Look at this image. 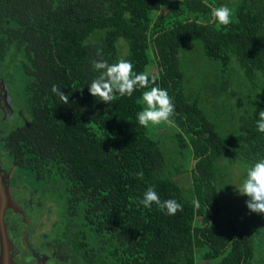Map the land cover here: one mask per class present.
Returning <instances> with one entry per match:
<instances>
[{
	"label": "trees",
	"instance_id": "obj_1",
	"mask_svg": "<svg viewBox=\"0 0 264 264\" xmlns=\"http://www.w3.org/2000/svg\"><path fill=\"white\" fill-rule=\"evenodd\" d=\"M220 5L231 10L227 26L209 20ZM190 41L215 64L216 77L204 67L211 75L198 77L200 88L207 81L216 88L224 75L223 87L231 88L223 91L224 107L245 104L239 131L221 134L201 91L194 94L188 84L189 62L181 67L179 52ZM122 58L135 73L155 76V84L97 102L88 91L99 74L91 62ZM10 69L18 73L13 83ZM53 85L69 95L68 104ZM0 86V149L12 191L19 194L26 182L27 197L37 201L14 194L20 211L13 214L41 218L56 230L59 246L47 251L50 257L58 251L68 255L63 264H195L196 253L204 264H251L252 224L224 214L216 162L249 168L264 158V133L256 127L264 110V0H0ZM154 86L167 89L175 105L170 139L191 147V187L163 170L159 141L138 124L142 93ZM251 89L254 95H245ZM148 187L182 210L166 215L156 204L145 208L139 200ZM49 197L57 202L54 219L43 213ZM9 211L5 224L15 216ZM196 216L205 221L195 224ZM15 225L7 229L19 237Z\"/></svg>",
	"mask_w": 264,
	"mask_h": 264
},
{
	"label": "rangeland",
	"instance_id": "obj_2",
	"mask_svg": "<svg viewBox=\"0 0 264 264\" xmlns=\"http://www.w3.org/2000/svg\"><path fill=\"white\" fill-rule=\"evenodd\" d=\"M187 48V49H186ZM184 54V57L180 59L181 67H182V60L189 62V66L186 70V74L188 76L187 82L188 84H193V88H196V91L193 93H200L202 95V102L203 108L208 113L209 121L213 120L212 122L216 123L220 128V133L227 135L231 132H236L240 130V125L242 124L241 116L242 114L246 115V107L245 104L241 106V109H229V107H224L223 104H228L225 102L226 93L223 91H228L229 94L231 92V88L227 87L226 89L223 87L226 85L225 83V76H221V80L218 79L216 88H210V82H206L205 87L201 89L199 86V76L206 77V80L209 79L210 75L204 70V67L208 66V70L213 73V76L216 77V72H214L210 67L215 66L214 62H209L205 57H203L200 44L197 41H190L185 44L182 50L179 52L180 55ZM230 67V72L234 73V70ZM14 74V71L10 69ZM17 71L13 76L12 83L15 81L17 77ZM236 78L235 83L239 82L238 76H234ZM220 80V81H219ZM9 86V84H8ZM208 88V89H207ZM228 89V90H227ZM192 93V94H193ZM236 93L243 94L244 89L241 91H236ZM245 95H254L252 89L250 91L245 90ZM200 98V97H199ZM237 99V97H236ZM244 99V95H243ZM142 101V99H141ZM213 101V105L210 102ZM229 102H235L234 99L229 100ZM20 109V108H19ZM18 109V110H19ZM26 118V114L22 112ZM22 116V114H21ZM23 118V116H22ZM21 118V119H22ZM21 119L13 120L14 123H18ZM175 129L173 126H169L165 123H161L158 126H149L147 127V133L150 136H153L155 139L159 141V146L161 149L162 157H163V170H170L173 172L171 178L175 181L180 187L187 188L191 187L192 184V176H191V164L194 163V158L191 156L190 150L189 153L187 152V148L190 146H183L178 148L175 143L170 139L171 133H175ZM179 141L180 138L187 141L185 136L180 137L179 135L176 136ZM178 149V150H177ZM176 151H178L177 154ZM3 165H6V158L3 155L2 159ZM245 164V163H244ZM216 166L220 168V189L222 194V199L224 200L223 205L227 206V210H225V215L230 213L231 217L234 220L238 221H246L249 219V222L252 224V234H253V255L251 264H264V215L252 213L250 212L247 207L245 201L248 199L246 196H240L236 193L234 188L238 187L246 176V171L248 167L245 165L243 166L237 160L234 161H227L221 160L216 162ZM221 166V167H220ZM25 190H21L18 196L24 195ZM33 195V194H32ZM31 203L34 204L35 197L34 195L30 199ZM54 209V207H53ZM57 213L51 211L50 219H54ZM205 221V218L196 216L194 219L195 224H201ZM219 258V257H218ZM217 258V259H218ZM216 260V259H215ZM214 260H210L212 262ZM195 264H204V260L199 259L197 254L195 253Z\"/></svg>",
	"mask_w": 264,
	"mask_h": 264
},
{
	"label": "clouds",
	"instance_id": "obj_3",
	"mask_svg": "<svg viewBox=\"0 0 264 264\" xmlns=\"http://www.w3.org/2000/svg\"><path fill=\"white\" fill-rule=\"evenodd\" d=\"M210 22L227 26L231 23V10L226 5L213 7L209 15ZM97 55H100L98 52ZM94 71L99 74L88 85L89 94L97 102L110 104L120 97H131L139 89H148L150 83L155 84L156 77L145 73H135L133 64L126 59H120L116 63L109 64L107 61L93 60L91 62ZM57 85H53L51 91L57 95L63 104L69 103V95L62 92ZM143 108L137 113L138 124L142 127L158 126L165 123L174 126L171 117L175 114V105L169 96L167 89L159 86L151 87L142 93ZM257 131L264 133V110L259 111V119L256 122ZM140 179L143 172L136 173ZM236 193L246 196L247 209L252 213L264 215V158H260L251 164L246 171L243 182L236 188ZM139 203L145 208L156 204L158 209L166 215H175L182 210V205L174 199L161 201L153 187H148Z\"/></svg>",
	"mask_w": 264,
	"mask_h": 264
},
{
	"label": "flooded vegetation",
	"instance_id": "obj_4",
	"mask_svg": "<svg viewBox=\"0 0 264 264\" xmlns=\"http://www.w3.org/2000/svg\"><path fill=\"white\" fill-rule=\"evenodd\" d=\"M1 89L2 88L0 86V98L3 97V93H4V92H1ZM3 105H4V102L0 101V107H2ZM1 151L2 150L0 149V156L1 155L3 156L4 152L3 151L1 152ZM0 167H1V175H7L6 178L2 176V181L0 184L1 186H4V185L8 186L9 193L13 197L15 204L18 206L17 199H16L18 193L16 194V192L12 191L11 171L9 172L10 169H6L5 166L2 165L1 159H0ZM20 186L23 187L21 190H25V194L21 195V198L23 201L29 195L28 188L26 187L27 183L22 182V185ZM14 194H16V198ZM27 198L31 199L30 196ZM36 202L37 201L35 200L34 203ZM55 202L56 201L52 200V198L50 197L47 198L46 210L43 213L44 214L47 213V215L50 216L49 209H51L52 211L54 210V212L56 211L57 213L56 217H57L58 209L55 205ZM18 208L19 210H17L16 212L20 211L19 206ZM6 210L12 211L11 212L12 214L15 213V211H13L11 208H7ZM13 215L15 216L6 223V236L11 244V259L14 262V264H55V263L63 264V262L67 260L65 257H67L68 255L64 254V252H62L60 255L57 251L55 253V257H50L47 254V251L51 252V249H53V247L59 246L58 242H59L60 237L55 229H51L49 225L47 227V225L40 224V222L41 223L43 222V219L42 220H40L41 218L36 219V217L32 218L30 214L29 215L22 214L21 216H17V217H16V214H13ZM11 222H14L16 223L17 226H19V229L21 230V232H19L20 233L19 237L15 231H12L10 233L9 229H12V226L9 227V224ZM29 253L32 254L30 259L28 258Z\"/></svg>",
	"mask_w": 264,
	"mask_h": 264
},
{
	"label": "water",
	"instance_id": "obj_5",
	"mask_svg": "<svg viewBox=\"0 0 264 264\" xmlns=\"http://www.w3.org/2000/svg\"><path fill=\"white\" fill-rule=\"evenodd\" d=\"M2 176L7 177V175H1L0 167V183ZM7 208H11L13 211L19 210L9 193L8 186H1L0 184V264H14L11 259V244L6 236V224L4 222V211Z\"/></svg>",
	"mask_w": 264,
	"mask_h": 264
}]
</instances>
